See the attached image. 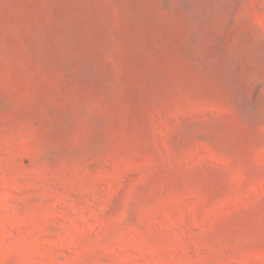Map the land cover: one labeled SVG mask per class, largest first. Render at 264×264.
Segmentation results:
<instances>
[{
    "label": "rangeland",
    "instance_id": "1",
    "mask_svg": "<svg viewBox=\"0 0 264 264\" xmlns=\"http://www.w3.org/2000/svg\"><path fill=\"white\" fill-rule=\"evenodd\" d=\"M0 264H264V0H0Z\"/></svg>",
    "mask_w": 264,
    "mask_h": 264
}]
</instances>
